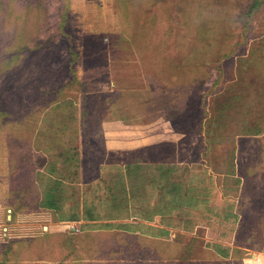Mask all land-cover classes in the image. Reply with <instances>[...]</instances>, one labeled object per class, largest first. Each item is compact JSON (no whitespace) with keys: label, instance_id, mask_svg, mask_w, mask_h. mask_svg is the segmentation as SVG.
I'll return each mask as SVG.
<instances>
[{"label":"rangeland","instance_id":"1","mask_svg":"<svg viewBox=\"0 0 264 264\" xmlns=\"http://www.w3.org/2000/svg\"><path fill=\"white\" fill-rule=\"evenodd\" d=\"M43 196L88 231L162 214L81 264H264V0H0V209ZM21 216L0 233L47 231Z\"/></svg>","mask_w":264,"mask_h":264},{"label":"crops","instance_id":"2","mask_svg":"<svg viewBox=\"0 0 264 264\" xmlns=\"http://www.w3.org/2000/svg\"><path fill=\"white\" fill-rule=\"evenodd\" d=\"M114 123V121H113ZM110 123L112 129H114V124ZM124 126L123 123L116 124V127ZM110 141H107L105 144V148L114 151L116 150H127V152L134 151L135 149H144L146 148L147 143L141 142L140 139L128 140L127 147L121 146L124 144V140L114 141V130L109 138ZM244 188V184L241 189ZM180 192V189L177 190ZM177 195H179L177 193ZM176 195V196H177ZM178 198V196H177ZM190 198V197H189ZM259 198H262V196ZM45 200L44 196L40 199V201H36L35 210H20L19 212L14 213V209L11 210L14 213V216H6L4 208L0 209V227L2 228L3 225H7L9 221V226L21 227L23 234L24 229L26 226L23 227V222L21 215L26 216H39L44 215L48 218L49 222H46V227H42L43 229H47L45 232L39 233V225L33 224L30 226V235H21L17 236L18 233L15 235L10 232V228H5L4 231L6 233H0V264H81V260L75 257H68V252L71 250L72 244L76 239L79 238H93V236L97 237L103 232H106L108 235L114 236L116 233L118 236L119 234L127 235V239H135L137 240V245L140 244V241L146 242L147 240H153L155 242H161L167 239L168 236V227L166 224L163 223V216L162 214L158 213L155 216L146 221L138 220L134 217L126 218L123 220H113L109 223L112 225H106L105 229L107 230H98V231H88L84 230L87 229L88 226L93 227L94 225L98 224V221L92 220L85 222V219L76 218L78 215H73L70 211L69 214L64 215L61 212V208H67L70 205H64L57 202V207L60 208L59 211H55L49 209L47 206H43L41 202ZM114 200V197L113 199ZM194 198H190L191 202H194ZM16 211V210H15ZM257 214V213H254ZM72 219H74L72 221ZM119 219V218H117ZM27 220V219H26ZM15 222V223H14ZM27 222V221H26ZM87 225V227H82ZM114 224V225H113ZM80 226V227H79ZM0 228V229H1ZM62 228V231L59 229ZM59 229V230H58ZM111 229V230H109ZM171 230V229H170ZM109 243V241H108ZM110 244V243H109ZM75 245V243H74ZM107 243H102L99 240L96 243V247H94L93 252L90 251L97 259V253L99 254V258H102V254L105 252L108 254L110 262H113L114 252L116 255L119 254L120 250H114V248L106 247ZM131 246V245H130ZM129 248V247H128ZM81 249L74 248L73 252L78 256ZM221 255V253H218ZM18 255L17 260H14V256ZM79 257V256H78ZM90 262H93V258H90ZM84 261V260H83ZM85 262V261H84ZM95 262H102L101 259L96 260Z\"/></svg>","mask_w":264,"mask_h":264},{"label":"trees","instance_id":"3","mask_svg":"<svg viewBox=\"0 0 264 264\" xmlns=\"http://www.w3.org/2000/svg\"><path fill=\"white\" fill-rule=\"evenodd\" d=\"M51 198V200L48 202V205H46L49 209H52V210H55V211H59L60 210V208L59 207H57V202L53 199V197H50ZM74 219H72V221H73ZM220 256H222V255H220Z\"/></svg>","mask_w":264,"mask_h":264}]
</instances>
